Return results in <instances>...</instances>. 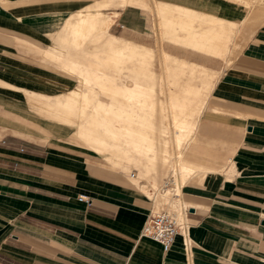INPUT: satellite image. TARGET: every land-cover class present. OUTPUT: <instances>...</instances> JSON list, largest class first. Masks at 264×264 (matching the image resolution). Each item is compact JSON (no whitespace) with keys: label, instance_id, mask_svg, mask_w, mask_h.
Returning a JSON list of instances; mask_svg holds the SVG:
<instances>
[{"label":"crops","instance_id":"crops-1","mask_svg":"<svg viewBox=\"0 0 264 264\" xmlns=\"http://www.w3.org/2000/svg\"><path fill=\"white\" fill-rule=\"evenodd\" d=\"M103 1L0 0V264H264V28L249 33L234 55L238 44L234 49L223 19L245 16L235 4L156 0L165 35L194 46L182 45L193 51V61H179L213 76L197 122L194 113L204 101L189 98V113L187 104H172L189 126L188 135L176 136L190 144L175 177L181 192L168 211L180 215L188 231L164 252L141 235L147 217L159 210L156 196L87 149L85 134L88 144L76 138L70 126L81 124L75 111L85 107L76 98L84 92L64 96L75 87L58 80L57 65L44 62L65 29L78 51L100 28L92 8ZM124 3L148 6L145 0ZM79 15L86 16L76 21ZM197 20L207 25L197 30ZM118 23L121 32L134 25ZM108 41L139 48L111 35ZM96 60L90 70L101 72L107 59ZM55 95V104L46 100ZM79 194L91 204L78 201Z\"/></svg>","mask_w":264,"mask_h":264},{"label":"rangeland","instance_id":"rangeland-1","mask_svg":"<svg viewBox=\"0 0 264 264\" xmlns=\"http://www.w3.org/2000/svg\"><path fill=\"white\" fill-rule=\"evenodd\" d=\"M119 1L104 0L100 3L99 8H92L95 10V12L92 10L94 12L92 14L101 20V26L93 32L88 40L79 45L78 51H76L73 44L71 45L74 34L65 29L60 35V45L55 46L53 52L45 54L51 62L48 60H44V62L57 65L58 80L66 81L68 88L75 87L72 88L74 91H70L64 96L78 90L84 92L76 98L77 103L80 104L81 102L80 106L85 107L75 111V116L81 124L70 126L73 129L71 132L75 134L77 139L85 143L86 141L82 139L80 133L84 134L83 132L86 130L93 131L95 125L100 126L101 132L105 127L112 128L111 126L118 125V123L119 126L125 128L127 123L122 115L124 114L126 118L128 112L132 114V121L136 123L134 128L139 130L140 127L137 124H140L145 129L143 132L148 133L147 136L154 135L155 139H158L155 142L164 144V152L160 155L161 160L159 162L152 161L151 164L147 163L145 158L140 157L138 154L114 157L112 155L118 154L119 156L121 154L107 152L99 154L100 151L91 145L86 148L96 155H102L100 159L107 161L114 168L122 170L127 175V182L139 188L141 192L149 197L156 196L158 198L167 195V201L163 203L159 211L169 210V204H167L169 203L168 194H173L174 191L160 192L159 189L161 185H164L166 178L172 175L176 180V173L183 170V159H178L181 151H178L176 144L179 137L176 136V133H182L183 131L178 130L177 128L180 127L174 125L172 111L176 110L172 108V104L184 105V107L187 104V113H189L190 99L192 101L198 100V103L204 101L200 104L197 113H194L196 120L205 105L203 91L206 93L210 91L213 76H209L208 71L192 69L193 64L179 61L178 58L181 60L188 59V61L185 60L187 62L189 60L193 61L195 54L193 51L186 50V47L194 49V46L192 44L188 46L184 39L170 38L165 35L166 28L162 22V16L159 14V3L156 0H145L148 5L147 8L128 6L124 3L125 0ZM227 1L235 4L245 14L243 18L236 21L223 19L227 25L226 34L229 32L230 38L231 34H234V49L238 44L236 51H233V54L237 55L248 34L264 28V0ZM102 9L103 11H100ZM86 15L77 16L76 21ZM120 21H126V24L132 23L134 25L132 27L127 25L128 30L121 32L124 29V24H121L122 22L118 23ZM111 24L113 28L109 29ZM139 25L142 28V33L137 34L139 32L136 30H139ZM206 25L200 20H197L194 24L197 30ZM231 27L234 28V31L229 30ZM129 28H133L134 31ZM177 34L181 38V36L185 37L186 32L179 28ZM110 35L123 38L130 44L143 49H135L137 52L132 57L124 55L125 45L116 47L108 41ZM107 42L108 44H106ZM98 58L107 59V62L103 63L101 72L99 70V72H92L90 66L92 63L97 62L96 59ZM71 63L78 64V67L70 68L74 65ZM99 73H107V76L95 77ZM54 88H58L59 91L62 90L60 86ZM131 95L135 97V100L128 99ZM139 95L149 96L155 106L158 105L162 108L157 110L153 104H142L136 99ZM57 96L59 95L49 99L46 98V100L51 104H55L58 101ZM102 105L112 108L113 113L101 109L100 106ZM77 106L79 105L77 104ZM39 113L46 119L62 123L45 116L41 111ZM84 120L86 124L83 122ZM63 124L67 123L63 122ZM163 138L164 141L161 140ZM123 141L120 140V142ZM86 143L88 144V142ZM187 144L190 143L183 144L182 151ZM118 151L120 150L118 149ZM132 161H139L140 163L132 164ZM144 166L153 167V169L148 170ZM172 171L173 174H171ZM185 183L186 179H182L180 185ZM169 185L172 184L168 182L165 187ZM164 189L163 187L162 190ZM170 201L173 200L170 199Z\"/></svg>","mask_w":264,"mask_h":264},{"label":"bare ground","instance_id":"bare-ground-1","mask_svg":"<svg viewBox=\"0 0 264 264\" xmlns=\"http://www.w3.org/2000/svg\"><path fill=\"white\" fill-rule=\"evenodd\" d=\"M135 49H137V48L132 47L130 45H125V47L123 49L124 55L131 56V57L134 56L137 52V51H135ZM128 99L135 100V97L131 95L130 97H128ZM136 99H137V101L141 102L142 104H153V106L157 110L162 108V107L160 108L158 105L155 106L154 103L149 98V96L144 97V95H139L138 97H136ZM100 108L106 110L109 113H113L112 108H107L104 105L100 106ZM100 108H98V109H100ZM126 115L128 116L126 118H125L124 114L122 115V118L127 123V126L125 128H123L122 126H119V123H118V125L111 126L112 128L105 127L102 132H101L100 126H96V125H95L94 130L93 131L91 130L92 132L86 130L84 132V134L89 139V144L91 146L97 148L99 151L101 150L103 152L105 151L107 153H113V154L119 152L122 155L138 154L140 157H144L145 161L147 163L151 164L152 161L159 162L161 160L160 155L163 154V152H164V144L155 142V140H152V139H155L152 136H147L148 133L143 132L145 129L140 124H137L140 127L139 130L137 128H134L135 127L134 125H136V123H134V121H132L133 120L132 114H129L127 112ZM172 115H173V119H174L173 121L175 123V126L180 127L177 129L178 130L181 129V131H183V133L187 134V132L189 130L188 129L189 126H186V121H187L186 115L184 113H180V112L178 113L177 111H174V112L172 111ZM116 118H117V115H116ZM182 125H184L185 127L183 126V128H182ZM92 127H94V126H92ZM96 127H98V128H96ZM193 130H195V129H193ZM191 134H192V132H191ZM186 138H187V136H185V137L179 136L177 138L178 142L176 144H177L178 151L179 150L182 151L183 144L186 143L183 139H185L188 142V140H187L188 138L187 139ZM120 140H124V141L120 142ZM118 149L120 151H118ZM181 158H182V156L180 155V159ZM167 179H169V180H167ZM165 180H167V182L171 183L172 185L171 186L169 185L168 187L161 185L159 191L160 192H168L169 190L174 191L173 194H168V197H169L168 202L169 203H167V204H169V207H170L171 204L173 205V202H174V201H170V199L176 200L177 198L175 199V197H178L180 195L181 190L179 187H177L176 180L173 178V176H170L169 178H166ZM165 182L166 181H164V184H165ZM163 187L165 188L164 190H162ZM166 196L163 195V196H160L157 198V204H158L159 210H161L160 208L163 206V203L167 201ZM173 206H175V205H173ZM176 206H178V205H176ZM172 210H173V208H172ZM165 211H168V210H165ZM168 212H171V211H168ZM184 212H185V210H182V213H181L182 216L184 215ZM171 213H173V212H171ZM179 217H180V215H179ZM179 217L176 215L178 222H181ZM184 222H181V223H184Z\"/></svg>","mask_w":264,"mask_h":264},{"label":"built area","instance_id":"built-area-1","mask_svg":"<svg viewBox=\"0 0 264 264\" xmlns=\"http://www.w3.org/2000/svg\"><path fill=\"white\" fill-rule=\"evenodd\" d=\"M167 180L164 186H167ZM77 199L86 205L91 204L89 196L85 194H79ZM187 231L188 225L186 222H178L174 213L162 210L156 213H151L147 217L141 228V235L159 242L162 250L166 252L171 247L177 234L181 233L186 237Z\"/></svg>","mask_w":264,"mask_h":264}]
</instances>
